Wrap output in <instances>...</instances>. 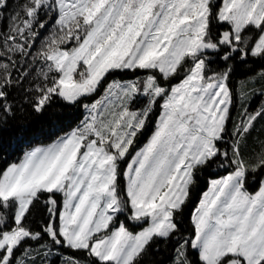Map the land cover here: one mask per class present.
I'll use <instances>...</instances> for the list:
<instances>
[{
    "label": "snow or ice",
    "instance_id": "6c2138e0",
    "mask_svg": "<svg viewBox=\"0 0 264 264\" xmlns=\"http://www.w3.org/2000/svg\"><path fill=\"white\" fill-rule=\"evenodd\" d=\"M61 103L0 167V264H264V0H0V151Z\"/></svg>",
    "mask_w": 264,
    "mask_h": 264
},
{
    "label": "trees",
    "instance_id": "16d2710c",
    "mask_svg": "<svg viewBox=\"0 0 264 264\" xmlns=\"http://www.w3.org/2000/svg\"><path fill=\"white\" fill-rule=\"evenodd\" d=\"M237 87H239V84H237ZM56 111L62 112L66 117L60 124L43 118L30 109L19 112L15 121L12 122L10 128L4 133L3 148L2 151H0V167H3L5 162L17 161L22 155V151L26 150L28 145L50 143L55 139L57 134L62 135L64 131L70 130L71 127H74L76 123L83 118V109H78L71 105H64L61 103ZM154 117L153 120H155ZM150 131L151 128L149 133L140 137L137 148L143 147L147 142ZM220 171L226 174L224 170L221 169ZM217 177L219 176L213 174L201 180L197 192L193 195L194 202H197L201 193L206 190L207 180ZM256 187V182L250 181V190L254 191ZM192 206L193 205H189L185 212V229L190 228V212ZM160 248V254L156 256L155 259L159 261L160 264H170L172 255L170 248H166L163 245H161Z\"/></svg>",
    "mask_w": 264,
    "mask_h": 264
},
{
    "label": "rangeland",
    "instance_id": "374dc122",
    "mask_svg": "<svg viewBox=\"0 0 264 264\" xmlns=\"http://www.w3.org/2000/svg\"><path fill=\"white\" fill-rule=\"evenodd\" d=\"M154 119H155V117H154ZM217 178H219V177H217ZM256 188H257V187H256ZM256 188H255V190H256ZM206 189H207V188H206ZM255 190H254V191H255Z\"/></svg>",
    "mask_w": 264,
    "mask_h": 264
}]
</instances>
